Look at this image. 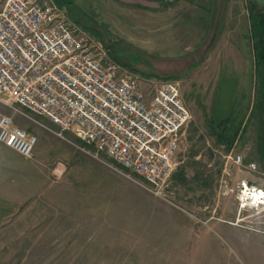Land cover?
I'll return each mask as SVG.
<instances>
[{"label":"rangeland","instance_id":"rangeland-1","mask_svg":"<svg viewBox=\"0 0 264 264\" xmlns=\"http://www.w3.org/2000/svg\"><path fill=\"white\" fill-rule=\"evenodd\" d=\"M52 1L67 3L68 18L120 64L143 76L181 80L191 120L168 196L161 198L122 176L105 156L94 157L71 133L57 136L44 117L27 118L0 104L1 114L38 141L28 159L0 144L12 156L0 161V194L18 201L5 219L0 264L176 263L159 255L181 252L211 254L192 261L198 264H264V206L240 209L237 201L241 181L264 187V61L251 51L253 2L231 0L244 19L233 27L218 0L148 7ZM222 127L230 135L237 130L229 148L218 139ZM230 150L242 155V166L225 169ZM14 237L24 239L14 243Z\"/></svg>","mask_w":264,"mask_h":264},{"label":"built area","instance_id":"built-area-1","mask_svg":"<svg viewBox=\"0 0 264 264\" xmlns=\"http://www.w3.org/2000/svg\"><path fill=\"white\" fill-rule=\"evenodd\" d=\"M0 104L71 133L151 194L168 196L180 141L191 120L177 79H159L114 60L52 0H0ZM37 137L0 113V144L23 158ZM227 165L242 166L228 151ZM249 168L255 170L250 164ZM137 183V182H136ZM240 209L264 206V187L241 181Z\"/></svg>","mask_w":264,"mask_h":264},{"label":"crops","instance_id":"crops-1","mask_svg":"<svg viewBox=\"0 0 264 264\" xmlns=\"http://www.w3.org/2000/svg\"><path fill=\"white\" fill-rule=\"evenodd\" d=\"M115 1L118 2V3H131V4L139 3L140 5H142V7L143 6H147L148 7L150 5V3H156L159 6L161 4V2H162V0H115ZM56 4L59 5V7H61L62 9H64V8L66 9V7L68 8L67 3H62V1L59 2V4L58 3H56ZM216 4L219 5V9H220V7L223 6V4H226V6L224 8V12L226 13L227 18L229 20H231L232 22H234L233 27H235L237 24L239 25V21L240 20L241 21L244 20L243 17H241L243 15H240V17H241L240 18V17H238V13H234L233 10L231 9V6H230L232 4L231 0H218V2ZM203 11L205 13H208L207 10L206 11L203 10ZM247 21H248L247 27H248V30H250V22H249L248 13H247ZM236 32H238V31L233 29L232 33L235 34ZM249 35L251 37L250 32H249ZM229 36H231V35H229ZM240 37H242V39L244 41L245 40V33L243 35L241 34ZM251 42H252V39H251ZM241 50L243 52H245V49L241 48ZM251 51H252V56H253V59H254L255 58L254 57L255 54H254V50H253L252 46H251ZM177 80H179V79H177ZM179 82L181 83V91L184 94V89L182 88V81L179 80ZM0 152H1L0 153V161L3 160V159L5 160V158H4L5 155L4 154H6V155L8 154L9 158L12 157L9 153H6L5 149H3V148L0 150ZM17 203H18V201L15 198L13 199V198H10V197H5V195L0 194V243H4L5 240H6L4 238V235H3L4 229L7 228L6 224L4 225L5 219L15 210V206H16ZM8 213H10V214L7 215ZM23 239H24L23 237H14L13 241L15 243L16 240H19V242L21 243V240H23ZM6 242H7V240H6ZM210 255L211 254H209L207 252H204V253H201V252H181V253H176V254L162 253V254L159 255V256H162V257H159L160 259L166 260V261H169V260H173L174 261V260H176L178 262H176V263H174V262H167V263L163 262L162 263L161 262L159 264H198V263L192 262V261H198L199 260L200 262H205L206 260L210 259ZM14 256H15V254H14ZM0 259H3V257H0ZM9 259H10V257L7 258L6 260H9ZM154 259H157V258L155 257ZM156 263H152V264H156ZM2 264H5V263H2ZM19 264H23V263L19 262ZM201 264H205V263H201Z\"/></svg>","mask_w":264,"mask_h":264},{"label":"trees","instance_id":"trees-1","mask_svg":"<svg viewBox=\"0 0 264 264\" xmlns=\"http://www.w3.org/2000/svg\"><path fill=\"white\" fill-rule=\"evenodd\" d=\"M254 9H250L248 16L250 22V34L252 39V47L255 56H259L260 61H264V8L259 7L254 1ZM256 7V8H255ZM256 58V57H255ZM237 130L231 135L236 136ZM230 133L225 127H222L218 139L220 142H227V148L230 147L231 141L228 142V138L231 137Z\"/></svg>","mask_w":264,"mask_h":264},{"label":"water","instance_id":"water-1","mask_svg":"<svg viewBox=\"0 0 264 264\" xmlns=\"http://www.w3.org/2000/svg\"><path fill=\"white\" fill-rule=\"evenodd\" d=\"M254 1L259 7L264 8V0H252Z\"/></svg>","mask_w":264,"mask_h":264},{"label":"bare ground","instance_id":"bare-ground-1","mask_svg":"<svg viewBox=\"0 0 264 264\" xmlns=\"http://www.w3.org/2000/svg\"><path fill=\"white\" fill-rule=\"evenodd\" d=\"M240 220V219H239Z\"/></svg>","mask_w":264,"mask_h":264}]
</instances>
